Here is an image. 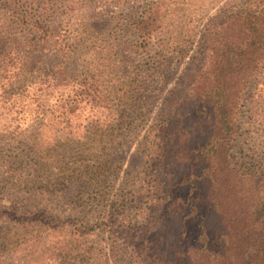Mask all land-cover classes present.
I'll list each match as a JSON object with an SVG mask.
<instances>
[{
    "label": "rangeland",
    "instance_id": "374dc122",
    "mask_svg": "<svg viewBox=\"0 0 264 264\" xmlns=\"http://www.w3.org/2000/svg\"><path fill=\"white\" fill-rule=\"evenodd\" d=\"M255 1L0 0V41L15 39L11 48L17 51L34 40L30 25L19 22L21 15L31 6H48L45 22L56 27V37L13 63L54 74L56 85L41 93L47 110L58 114L73 102L71 123H46L42 130L31 123L33 90L15 123V109L0 102L1 264H136L129 237L84 228L127 194L138 197L128 208L133 221L143 222L160 209L172 190L186 209L193 191L183 180L204 177L212 159L213 167L238 166L241 174L249 167L258 170L264 189V53L252 58L253 48L238 38L251 31L233 20ZM150 10L145 42L138 26ZM37 74L29 73L28 82ZM249 75L238 88L237 78ZM221 106L228 114L226 132L218 122ZM237 112L242 122L233 127ZM208 113L213 125L205 121ZM161 128L184 145L179 159L178 144L168 152L167 162L176 163L162 172L148 157ZM190 153L200 154V162L181 179ZM248 193L254 205L263 196L261 190ZM175 208L180 209L177 203ZM41 212L63 222L53 230L10 214L30 218ZM173 220L174 226H186L183 217Z\"/></svg>",
    "mask_w": 264,
    "mask_h": 264
},
{
    "label": "trees",
    "instance_id": "16d2710c",
    "mask_svg": "<svg viewBox=\"0 0 264 264\" xmlns=\"http://www.w3.org/2000/svg\"><path fill=\"white\" fill-rule=\"evenodd\" d=\"M48 10V6L37 4L36 7L31 6L25 16L21 15L23 19L19 22L30 25L29 31L34 33L33 41L25 40L24 42L23 46L27 47V50L17 51L16 48H11L15 39H12L9 44L7 41H0V46L10 47L0 48V90L2 91L0 102L9 104L11 110L15 109L12 111L16 116L11 118V123H15V119L18 120L19 116L24 114L23 98L33 90L35 94L34 98L30 99V103L34 105L35 119L31 123L37 125V130H42L46 123L52 126L68 125L71 123L69 115L73 112L72 101H68L65 108L58 114L45 108L41 93L56 85L53 73L47 77L46 74H42V69L29 66L28 63L21 62L19 65L13 63L14 59H20L18 57L20 53L27 52L23 54L29 55L40 52L48 45L52 37H56L54 34L56 27L48 26L45 22L44 17ZM151 13L152 10L148 11L139 20L141 25L138 29L145 42L150 38ZM234 16L233 20L238 28L245 26L251 31L238 38L241 44L246 43L247 48H253L252 58L264 53V0H256L253 6L239 11ZM34 72L38 73L34 81L28 82L27 75ZM250 76H247L245 80H243L245 76L238 77L236 86L239 88L242 81L247 83ZM238 93L237 89L236 94ZM202 104V110H204V102ZM206 119V123L213 125V116L208 113ZM218 122L220 129L226 132L229 128V120L227 111L222 106L219 108ZM241 122V115L237 112L236 118L231 121V126L234 127ZM162 131L164 129L161 128ZM152 142L148 157L153 163L159 162L161 172L163 168L166 170L176 163L167 162L168 152L175 145H179L176 138L171 140L166 133L157 132ZM183 146L179 145V152L175 159L181 157ZM200 157V154L190 153L184 165L185 175L181 179L188 176L194 169V164L200 162ZM214 163L215 167H213L212 159L211 164L208 165L210 169H203L204 177L199 179V177L189 176L183 180L185 183L188 182L189 189L193 191L189 198V207L186 209L183 205L186 201H179L177 193L172 190L163 196V205L160 209L154 213L148 212L143 222L133 221L128 214V208L130 204H137L138 197L134 198L133 194H127L116 197L117 204H111L107 212H99L96 223L92 227L84 228L85 233L105 229L115 233L116 238L121 235L129 237L130 240L126 241L132 247L129 252L136 264H264V211L262 210L264 189L260 188L262 183L258 176L259 172L249 167L241 174L238 166L228 169L224 164ZM225 171L229 173L225 174ZM37 174L38 172L34 171V175ZM256 190H261L263 196L260 197L257 205H254L249 202L250 193L248 192H252V195L256 193ZM176 203L180 208L177 209L179 211L175 208ZM167 207H170V211L166 210ZM10 214L14 220L34 221L47 225L53 230L60 226V222H63L58 216L46 212L28 214L30 218H16L13 213ZM182 217L187 220L186 226L180 223L174 226L173 219ZM2 264L5 262L2 261Z\"/></svg>",
    "mask_w": 264,
    "mask_h": 264
}]
</instances>
